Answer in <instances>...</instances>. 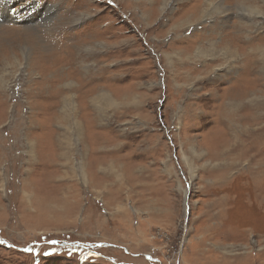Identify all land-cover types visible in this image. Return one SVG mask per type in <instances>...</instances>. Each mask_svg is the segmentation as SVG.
<instances>
[{
  "label": "rangeland",
  "instance_id": "1",
  "mask_svg": "<svg viewBox=\"0 0 264 264\" xmlns=\"http://www.w3.org/2000/svg\"><path fill=\"white\" fill-rule=\"evenodd\" d=\"M2 2L0 264H264V0Z\"/></svg>",
  "mask_w": 264,
  "mask_h": 264
},
{
  "label": "bare ground",
  "instance_id": "2",
  "mask_svg": "<svg viewBox=\"0 0 264 264\" xmlns=\"http://www.w3.org/2000/svg\"><path fill=\"white\" fill-rule=\"evenodd\" d=\"M150 2H153V0H149ZM142 2V1H141ZM32 3H34V2H32ZM143 3V2H142ZM210 4V3H209ZM10 5H11V3H9V2H2V3H0V18H4V16H7L8 17V19H9V17H11V15L13 16V14L8 10V8L10 7ZM218 7V6H217ZM216 8V7H215ZM33 11H34V9H33ZM39 12H41V10H39ZM16 16V15H15ZM230 54V53H229ZM18 59V58H17ZM13 60H14V62L16 61L17 62V60H16V57L15 58H13ZM15 62V63H16ZM21 65V64H20ZM21 67V66H20ZM0 83H1V79H0ZM100 99L101 100H108L109 98H108V95L106 94V93H104V94H101L100 95ZM231 104H235L234 102H233V99L231 98ZM230 103V102H229ZM238 103V102H237ZM236 103V104H237ZM251 105V104H250ZM260 115H262V116H264V113L262 112V114H260ZM256 126V125H255ZM247 127V126H246ZM249 127V126H248ZM255 130H258V131H260L259 132V135H260V137H264V124H262L261 126H259V127H257V128H254ZM238 130H240V132L238 131ZM238 130H236V132H235V134L237 135L238 133L240 134V136H242L243 135V132H244V135H248L249 133H248V131H243L242 132V130L241 129H238ZM252 133V132H251ZM256 133V132H255ZM238 136V135H237ZM258 136V135H257ZM239 137V136H238ZM238 139V138H237ZM253 142V141H252ZM255 143V142H254ZM258 144V143H257ZM251 145H252V143H251ZM250 145V146H251ZM258 146V145H257ZM256 146V147H257ZM247 149V148H246ZM257 150V149H256ZM260 153H262L263 154V160L261 161V160H258V162H254V163H252V160H253V158H252V160L251 159H249V160H247V163H250V165H251V173H252V176L253 177H255V176H258V177H260L261 175L260 174H264V146L261 148V150H260ZM247 156V155H246ZM259 157V156H258ZM223 160V159H222ZM218 161V160H217ZM225 161V160H224ZM255 161V160H254ZM223 163V162H222ZM226 163H228V162H226ZM246 163V164H247ZM224 164H225V162H224ZM227 166H229L230 167V163L227 165ZM225 167V166H224ZM254 168V169H253ZM252 169L254 170L253 172H252ZM258 170V171H257ZM263 171V172H262ZM253 181V180H252ZM253 184V183H252ZM258 185V184H257ZM259 187V186H258ZM264 189V188H263ZM254 190H255V188H254ZM256 191V190H255ZM264 192V191H263ZM264 194V193H263ZM264 203V202H263Z\"/></svg>",
  "mask_w": 264,
  "mask_h": 264
}]
</instances>
